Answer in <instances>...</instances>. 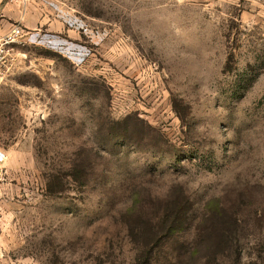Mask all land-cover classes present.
Listing matches in <instances>:
<instances>
[{"label":"rangeland","instance_id":"obj_1","mask_svg":"<svg viewBox=\"0 0 264 264\" xmlns=\"http://www.w3.org/2000/svg\"><path fill=\"white\" fill-rule=\"evenodd\" d=\"M30 3L61 31L10 47L0 264H264V0Z\"/></svg>","mask_w":264,"mask_h":264},{"label":"crops","instance_id":"obj_2","mask_svg":"<svg viewBox=\"0 0 264 264\" xmlns=\"http://www.w3.org/2000/svg\"><path fill=\"white\" fill-rule=\"evenodd\" d=\"M172 1L173 0H160V2H163L160 4V6H172ZM224 1L232 3L236 0ZM249 1L257 2L259 0ZM33 7L34 6H32L30 0H27L24 5L7 4L4 0H0V36L8 32L15 24H19L25 29H33L39 32H41L42 29L51 32L61 31V26L58 23L54 22L53 20L50 21L47 15L42 14L40 10L36 11L35 7Z\"/></svg>","mask_w":264,"mask_h":264},{"label":"built area","instance_id":"obj_3","mask_svg":"<svg viewBox=\"0 0 264 264\" xmlns=\"http://www.w3.org/2000/svg\"><path fill=\"white\" fill-rule=\"evenodd\" d=\"M7 4L24 5L27 0H4ZM41 33L37 30H28L19 24L13 25L8 32L0 36V86L10 73L13 62L10 54V47L14 43H21L24 39L28 41L38 39Z\"/></svg>","mask_w":264,"mask_h":264}]
</instances>
